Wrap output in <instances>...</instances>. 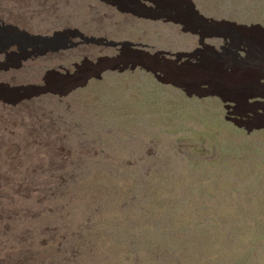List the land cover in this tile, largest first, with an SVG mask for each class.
<instances>
[{"label": "rangeland", "instance_id": "1", "mask_svg": "<svg viewBox=\"0 0 264 264\" xmlns=\"http://www.w3.org/2000/svg\"><path fill=\"white\" fill-rule=\"evenodd\" d=\"M139 1L155 16L103 0H0V27L78 29L142 50L127 52L141 66L100 79L120 66L114 47L47 51L18 68L1 49L17 30H0V264H264L262 94L185 92L264 80V56L206 71L197 57L231 54L223 39L211 46L218 34L199 37L191 20L138 19L170 17L156 14L166 0ZM166 2L192 5L201 30L264 35V0ZM15 90L24 93L6 97Z\"/></svg>", "mask_w": 264, "mask_h": 264}, {"label": "bare ground", "instance_id": "2", "mask_svg": "<svg viewBox=\"0 0 264 264\" xmlns=\"http://www.w3.org/2000/svg\"><path fill=\"white\" fill-rule=\"evenodd\" d=\"M103 1L107 2V4H110V5L115 6V7H116V4L117 5L119 4L121 11L129 10V11H132L133 13H142L146 17L155 16V14H151L152 8L151 7L148 8V6L146 4L141 3L139 0H112V2H110L109 0H103ZM166 1H169V0H166ZM166 1H164L160 7H158L160 4L158 5L153 0H148V4H150L152 6L154 5L153 8L158 7L159 12L156 13L158 15V17H161L162 14H164V11L169 13L170 17L148 19V18L138 17L136 15H134V16L138 19H141V20H150V21L162 20L163 22H169V21L173 22L174 21V22L181 23V22H187L185 20H191L193 22V25L190 24L191 27L194 26V27H196V29L200 30V31L195 30V33L199 34V37H201V36L203 37L204 35H207V34H208V37H210L209 34H218V35H216L217 36V42L210 44L211 46H216L218 44V39L221 38L225 42V45L222 44L220 46L223 50H226L227 53L233 54V52L230 51V49H228V47H231L232 49H236L235 55L228 54L225 57L222 50H220V49L218 50L215 47L205 48L201 52V55L199 56V58L197 57V60H198V65L199 64L202 65V67H204L206 69V71L209 70L208 68H211L215 65L221 66L220 68H225V67L228 68V67L236 66V67L241 69L251 60V58H253L250 55H248L246 52H245V56L241 57L239 55V53L241 52V48L235 46L234 43H235V39L242 42V38L238 35H235L234 32H232V31H230V32L229 31L211 32V31H209L210 27L207 30H204V29L201 30L203 28V24H201L202 22L200 23V21H203V18L199 14H197V12L192 7V5L183 4V3L182 4L168 3ZM124 5L126 7H123ZM177 6L182 8V10H186L187 12H182V10L180 11V10H177L176 8H172V7H177ZM120 10H118V11L120 12ZM120 13L130 15L128 13H123V12H120ZM178 16H180L182 19H178ZM7 25L8 26L0 27V30H4V29H12L14 31L17 30L18 32L16 31V32L12 33L11 37H8V41H7L9 44L13 43L15 45H12L6 49L2 48L1 46L0 47L2 50L5 51L3 53L8 54V55L13 54L12 57L10 56L9 58L14 59L15 61H17V60L20 61L17 64L18 68L23 65L22 64L23 61H28V60L34 61L37 59V57H43V55H45L46 54L45 52H47V51L57 52L59 50L73 49V48H78L79 46H81L83 44L84 45L94 44V45H98V46L103 45V46H107V47H114V49H116L118 52L117 58L120 59V66L102 69L100 71V73L96 76H93V78L100 79L103 71H105L107 69L117 70L118 68H120V70L121 69L126 70L128 68L134 69L135 67H139L138 65H140L139 63H129L128 62V59L131 56H128L127 52H132V53H134L133 51L142 52V50H139L136 47L130 46L132 44L130 42H115L113 40H108L107 38H103V39L108 40V41L105 42V40H104V42H103V40L100 39V41H102V44H97L95 39H98V38L93 37L95 39H88L89 38L88 35H85L84 33H82L78 29H70L69 28V29H64V30H60V31H54L51 34H41V33H32L29 30L19 28L17 26L12 25V24H7ZM70 30L71 31L74 30V31L70 32ZM64 31H69L71 34V35L70 34L68 35V37L71 41V42H69V45H67V41L65 39H62V38H65V35H66ZM257 40H258V42H257L256 47H255L256 50H258L259 52H264V35L261 37V39L258 38ZM199 44H200V42H199ZM125 45H127V46H125ZM257 47H258V49H257ZM200 48H202L201 45L197 47V49H200ZM7 49H13L16 52L15 53H8ZM124 49L127 50L126 54H125ZM196 50L186 52V56L192 57L193 54H196ZM120 52H122V54ZM143 53H145V52H143ZM146 54H148L152 57H156V59H147L146 58L147 60H150V61L151 60H161L163 62L167 61L166 58L159 56L160 54H158V53H155L154 55H151L149 53H146ZM23 55H25V56H23ZM222 59H224L226 61H223ZM126 60H127V62H124ZM186 62H188V61H186ZM87 63H89L90 66L89 67L85 66V69L89 68L91 70V66L93 65V63L88 62V60H87ZM142 67H144V66H142ZM213 83L200 86L199 89H201V90L199 92H195L191 88L192 84H187L186 89H185L186 91L185 90L184 91L190 96H191V93H195L198 95L203 94V93H209V92H211L209 89L214 90V92H217V91H215V89H220L221 93H227V94H232V95L235 94L234 91H238L240 93L238 95L236 94L237 96H241L242 94H247L248 92L255 91L256 93L252 97L259 98V96L262 94L261 95V97H262V104L261 105L263 107L262 109L264 110V106H263L264 82L263 81H260L259 79H257L254 81L246 82L245 84H243L242 86H240L236 90L229 89L228 87L225 86V84L220 83L219 81L213 82ZM58 84H60V83H58ZM54 85H57V84H54ZM1 86L6 87V88H17V87L28 86V85H21V86H15V87H9V86H5V85H1ZM36 86H37V88L35 89V91L39 90L40 85H36ZM42 89H44V88L42 87L40 90H42ZM46 90H48V89H46ZM19 91L20 90L12 91L11 93H9L10 96H6V97H9L10 99L15 100L17 97H19L21 94H23L25 92L24 90H22L24 92L19 93ZM33 92H34V90H33ZM14 93H16L15 94L16 96L12 97ZM36 94L33 93V95H36ZM218 95L219 96L222 95L223 97L226 96L224 94H218ZM3 99H6V98H3ZM254 100L255 99H253L252 101H249V103L245 102L244 106L249 108V109L250 108L252 109L253 108L252 105L256 106V105L260 104V103H258V100L257 101H254ZM225 102H228L225 104V106H226L225 108H227V110H230L231 107L234 106V105L230 104L229 100L225 99ZM235 102L238 103L237 101H235ZM235 107H236V105H235ZM249 111H252V110H249ZM258 113H259V111H258Z\"/></svg>", "mask_w": 264, "mask_h": 264}, {"label": "clouds", "instance_id": "3", "mask_svg": "<svg viewBox=\"0 0 264 264\" xmlns=\"http://www.w3.org/2000/svg\"><path fill=\"white\" fill-rule=\"evenodd\" d=\"M192 1V0H191ZM194 4V3H193ZM196 11H198V10H196ZM200 13V12H199ZM203 16V15H202ZM204 17V16H203ZM205 18V17H204ZM205 19H208V18H205ZM214 21V20H213ZM214 22H216V21H214ZM217 24H219V22H216ZM222 29V28H221ZM223 30H225V29H223ZM225 31H232V30H225ZM232 32H234L236 35H238V36H240L241 38H242V45L243 46H245V47H240V45H239V43H237L236 44V46L238 45L240 48H241V52H246L248 55H250L251 57H253V58H259L260 56H264V53L263 54H260V52L258 51V50H256V44H257V42H258V38L259 37H261V36H256V35H247V34H239V33H237V32H235V31H232ZM246 49V50H245ZM240 52V53H241ZM259 52V53H258ZM245 54V53H244ZM256 66V64H255V62L251 65V69L253 68V67H255ZM263 75V74H262ZM264 77V76H263ZM260 81H263L264 82V80H260ZM264 98V97H263Z\"/></svg>", "mask_w": 264, "mask_h": 264}, {"label": "trees", "instance_id": "4", "mask_svg": "<svg viewBox=\"0 0 264 264\" xmlns=\"http://www.w3.org/2000/svg\"><path fill=\"white\" fill-rule=\"evenodd\" d=\"M225 264V263H224Z\"/></svg>", "mask_w": 264, "mask_h": 264}]
</instances>
